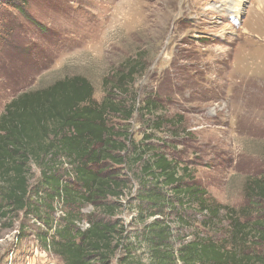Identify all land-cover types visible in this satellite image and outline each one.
Masks as SVG:
<instances>
[{
	"label": "rangeland",
	"instance_id": "374dc122",
	"mask_svg": "<svg viewBox=\"0 0 264 264\" xmlns=\"http://www.w3.org/2000/svg\"><path fill=\"white\" fill-rule=\"evenodd\" d=\"M261 1L244 0L235 13L234 0H27L30 20L9 8L4 21L10 32L0 42V116L21 92L73 76L88 79L100 101L109 92L105 82H112L127 62L139 60L129 95L124 90L109 94L140 104L156 94L164 116L181 122L178 130L166 126L156 133L154 141L164 143L158 147L187 167L219 204L238 212L252 209L249 220L264 222V202L246 195L247 180L264 175ZM112 122L136 141L149 134L138 115L131 124L119 118ZM40 175L33 166L32 189ZM131 198H123L113 220L133 232L138 228ZM54 207L42 211L53 227L64 215L61 204ZM82 214L83 228L98 215L92 206ZM192 214L186 218L199 226ZM224 217L218 239L229 227ZM43 220L25 211L0 218V264H64L40 241L48 229ZM180 232L182 238L192 237V230ZM137 252L147 259L145 251ZM124 255L119 252L112 264H122Z\"/></svg>",
	"mask_w": 264,
	"mask_h": 264
},
{
	"label": "trees",
	"instance_id": "16d2710c",
	"mask_svg": "<svg viewBox=\"0 0 264 264\" xmlns=\"http://www.w3.org/2000/svg\"><path fill=\"white\" fill-rule=\"evenodd\" d=\"M26 1L0 0V42L6 37L9 8L30 20ZM139 68V60L127 62L112 82H105L109 92L100 101L82 76L11 100L0 116V218L25 211L43 220L48 218L43 210L52 212L61 204L63 217L55 227L43 220L48 229L40 241L64 264H112L119 252L125 253L122 264H264V222L249 220L252 209L238 212L219 204L187 167L158 147L163 142L154 141L166 126L178 130L180 120L164 116L156 94L141 104L109 94L124 90L128 96L129 80ZM135 115L149 131L140 141L112 122L119 118L131 124ZM33 166L41 174L34 189ZM127 195L138 228L133 232L113 220ZM246 195L264 202V175L247 180ZM86 206L98 215L84 229ZM189 212L199 226L186 218ZM224 216L229 227L218 239ZM185 228L192 230L191 238L181 237Z\"/></svg>",
	"mask_w": 264,
	"mask_h": 264
},
{
	"label": "bare ground",
	"instance_id": "6f19581e",
	"mask_svg": "<svg viewBox=\"0 0 264 264\" xmlns=\"http://www.w3.org/2000/svg\"><path fill=\"white\" fill-rule=\"evenodd\" d=\"M244 2V0H234V5H233V8H234V11L235 13L237 12H240V9H241V6H242V3ZM237 7V8H236ZM258 9H260L262 15H264V1H261V4H259V7ZM133 13V12H132ZM134 15V14H133ZM132 15V16H133ZM240 15L237 14V17H239ZM264 17V16H263ZM264 20V19H263Z\"/></svg>",
	"mask_w": 264,
	"mask_h": 264
},
{
	"label": "built area",
	"instance_id": "2783aa9c",
	"mask_svg": "<svg viewBox=\"0 0 264 264\" xmlns=\"http://www.w3.org/2000/svg\"><path fill=\"white\" fill-rule=\"evenodd\" d=\"M88 226H86V228H87ZM85 229V228H84Z\"/></svg>",
	"mask_w": 264,
	"mask_h": 264
}]
</instances>
